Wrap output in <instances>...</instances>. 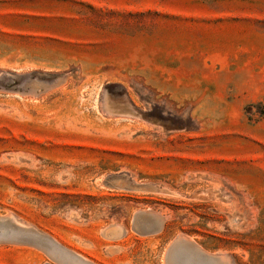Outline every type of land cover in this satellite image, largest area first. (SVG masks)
<instances>
[{"label": "rangeland", "instance_id": "obj_1", "mask_svg": "<svg viewBox=\"0 0 264 264\" xmlns=\"http://www.w3.org/2000/svg\"><path fill=\"white\" fill-rule=\"evenodd\" d=\"M179 235L264 264V0H0V264Z\"/></svg>", "mask_w": 264, "mask_h": 264}, {"label": "water", "instance_id": "obj_2", "mask_svg": "<svg viewBox=\"0 0 264 264\" xmlns=\"http://www.w3.org/2000/svg\"><path fill=\"white\" fill-rule=\"evenodd\" d=\"M151 219L155 223L157 231L162 222V218L157 214H151ZM60 258L65 260V264H88L81 258L64 251ZM166 264H235L233 259L226 253H208L187 237L179 235L171 242L165 257Z\"/></svg>", "mask_w": 264, "mask_h": 264}, {"label": "bare ground", "instance_id": "obj_3", "mask_svg": "<svg viewBox=\"0 0 264 264\" xmlns=\"http://www.w3.org/2000/svg\"><path fill=\"white\" fill-rule=\"evenodd\" d=\"M114 230H116V229H114ZM117 231H118V230H117ZM120 232H121V231H120ZM120 232H119V233H120Z\"/></svg>", "mask_w": 264, "mask_h": 264}]
</instances>
